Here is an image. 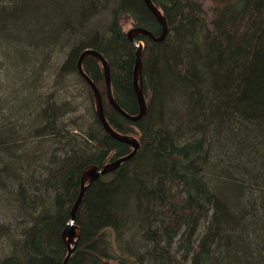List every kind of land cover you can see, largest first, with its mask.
Listing matches in <instances>:
<instances>
[{
  "label": "trees",
  "instance_id": "16d2710c",
  "mask_svg": "<svg viewBox=\"0 0 264 264\" xmlns=\"http://www.w3.org/2000/svg\"><path fill=\"white\" fill-rule=\"evenodd\" d=\"M153 1L170 29L137 38L144 118L116 111L84 59L108 121L141 147L86 191L67 264H264V0ZM123 15L159 36L143 0H0V264H62L83 170L132 150L77 69L101 52L117 102L138 112ZM80 84L86 108L64 100Z\"/></svg>",
  "mask_w": 264,
  "mask_h": 264
},
{
  "label": "water",
  "instance_id": "95a60500",
  "mask_svg": "<svg viewBox=\"0 0 264 264\" xmlns=\"http://www.w3.org/2000/svg\"><path fill=\"white\" fill-rule=\"evenodd\" d=\"M144 2L148 6L149 10L154 15V17L159 22L161 26V35L157 36L150 30L145 29V28H140V27H135L131 29V31L128 33V37L130 41L134 44L135 50H136L135 51V64H134V71H133V87H134V92H135L137 102L139 105L138 115L129 114L115 100L114 94H113L112 73L110 70V66L106 58L100 52L96 50H92V49H87L80 55L78 59V64H77L78 72L85 79V81L89 84V86L92 89V92L94 94L95 112H96L97 118L100 121L101 125L103 126L105 131L108 134H110L114 139H116L117 141L121 143H125V144L132 146L133 150L129 154L123 157H120L110 163L104 164L103 166L89 165L82 172L79 197L71 211L70 220L62 232V239L67 247V256L65 257L63 264L68 263V260L72 256L78 244V241L81 237V230L76 225V216L83 202L86 191L101 176L107 175L108 173L117 170L122 164L131 160L137 154L138 150L141 147V143L137 137L119 133L112 127V125L108 121L106 114H105L103 97H102L101 91L99 87L96 85V83L84 71V67H83L84 59L87 56H93L100 62L103 68V71H104L107 97H108L109 103L116 111H118L120 114H122L123 116H125L126 118L134 122L139 121L142 118H144L149 110V104H148L147 98L144 93V81H143L144 43L138 40L137 38L140 36H143V37L150 38L154 42H159V41H162L166 37L170 29L167 18L163 14L162 10L159 9L156 5H154L152 0H144Z\"/></svg>",
  "mask_w": 264,
  "mask_h": 264
},
{
  "label": "rangeland",
  "instance_id": "374dc122",
  "mask_svg": "<svg viewBox=\"0 0 264 264\" xmlns=\"http://www.w3.org/2000/svg\"><path fill=\"white\" fill-rule=\"evenodd\" d=\"M122 27L124 29L125 32H127L128 30H130L133 26H135L132 18L129 15H125L122 20ZM71 76L74 77V81H76V77L73 74H70ZM68 76V75H67ZM66 76V80L64 81V84L66 85V83L69 81L71 83V76L67 77ZM77 82V81H76ZM83 86V85H82ZM87 90L83 87H81L80 85H77L76 88L72 87V90L69 91H63L64 92V100L69 104V106H71L70 102H75L79 105H84V108L88 107V96H87ZM150 98V96H148ZM149 100V99H148ZM94 109L95 106L93 105ZM79 112L82 113V111L79 110ZM81 113H79L78 115H81ZM85 113H88V111H85ZM139 137V136H138ZM190 263V262H189Z\"/></svg>",
  "mask_w": 264,
  "mask_h": 264
},
{
  "label": "bare ground",
  "instance_id": "6f19581e",
  "mask_svg": "<svg viewBox=\"0 0 264 264\" xmlns=\"http://www.w3.org/2000/svg\"><path fill=\"white\" fill-rule=\"evenodd\" d=\"M144 1V0H143ZM152 2L154 3V1L152 0ZM145 3V2H144ZM146 5V4H145ZM154 5H156L155 3H154ZM157 6V5H156ZM146 7L148 8V6L146 5ZM158 7V6H157ZM159 9H160V7H158ZM148 10H149V8H148ZM150 11V10H149ZM151 12V11H150ZM163 14H164V12H163ZM165 15V14H164ZM125 15H123V17H124ZM166 16V15H165ZM122 17V18H123ZM167 18V17H166ZM122 20V19H121ZM157 20V19H156ZM167 21H168V19H167ZM157 23L159 24V22L157 21ZM169 23V22H168ZM160 25V24H159ZM135 27H140V28H145V27H143V26H133L131 29H133V28H135ZM161 27V26H160ZM131 29L130 30H128L127 32H125L124 31V29H123V31L125 32V34H126V36H127V38L129 39V37H128V33L131 31ZM145 29H147V28H145ZM161 35V32H160V34H159V36ZM140 37H143V36H140ZM166 37H167V35H166ZM165 37V38H166ZM164 38V39H165ZM163 39V40H164ZM129 41H130V39H129ZM140 41H142L143 43H144V41L143 40H140ZM131 42V41H130ZM132 43V42H131ZM133 44V43H132ZM133 46H134V44H133ZM144 47H145V43H144ZM134 48H135V46H134ZM85 50H87V49H85ZM84 50V51H85ZM92 50H94V49H92ZM83 51V52H84ZM97 51V50H96ZM136 51V50H135ZM82 52V53H83ZM99 52V51H98ZM81 53V54H82ZM101 53V52H100ZM80 54V55H81ZM102 54V53H101ZM103 55V54H102ZM135 55V54H134ZM104 56V55H103ZM80 57V56H79ZM105 57V56H104ZM106 58V57H105ZM106 60H107V58H106ZM108 61V60H107ZM109 63V62H108ZM77 64H78V61H77ZM109 66H110V64H109ZM84 67V66H83ZM77 69H78V66H77ZM103 69V68H102ZM110 70H111V72H112V69H111V66H110ZM84 71H85V69H84ZM86 72V71H85ZM103 73H104V71H103ZM80 74V73H79ZM93 93V92H92ZM106 95H107V90H106ZM93 97H94V94H93ZM107 98V101L109 102V100H108V97H106ZM114 98H115V96H114ZM115 100H116V98H115ZM117 101V100H116ZM94 104H95V102H94ZM111 105V104H110ZM138 113H139V110H138V112L136 113V114H131V115H138ZM130 114V113H129ZM128 119V118H127ZM129 120V119H128ZM129 121H131V122H134V121H132V120H129ZM135 122H138V121H135ZM114 128V127H113ZM115 129V128H114ZM105 130V129H104ZM116 130V129H115ZM117 131V130H116ZM119 132V131H118ZM107 133V132H106ZM119 133H121V134H124V135H131V136H134V137H137L138 138V135L136 134V133H131V134H129V133H122V132H119ZM108 135H110V134H108ZM111 136V135H110ZM112 137V136H111ZM139 139V138H138ZM140 141V140H139ZM130 146V145H129ZM131 147V149L133 150V147L132 146H130ZM131 150V151H132ZM139 151V150H138ZM138 153V152H137ZM118 159V158H117ZM107 163H110V162H106L105 164H107ZM84 171V170H83ZM82 175V174H81ZM105 176V175H104ZM103 176V177H104ZM80 184H81V177H80ZM80 187H81V185H80ZM79 192H80V190H79ZM78 197H79V193H78V196H77V198H76V200H75V203H76V201H77V199H78ZM74 203V204H75ZM70 220V219H69ZM66 256H67V254H66ZM65 259V258H64ZM64 262V261H63ZM63 264V263H62Z\"/></svg>",
  "mask_w": 264,
  "mask_h": 264
}]
</instances>
